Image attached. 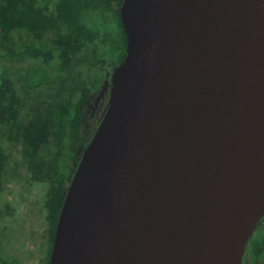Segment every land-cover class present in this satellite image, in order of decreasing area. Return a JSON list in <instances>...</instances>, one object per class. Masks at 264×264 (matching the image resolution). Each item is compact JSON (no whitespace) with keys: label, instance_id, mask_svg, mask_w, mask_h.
I'll use <instances>...</instances> for the list:
<instances>
[{"label":"water","instance_id":"obj_1","mask_svg":"<svg viewBox=\"0 0 264 264\" xmlns=\"http://www.w3.org/2000/svg\"><path fill=\"white\" fill-rule=\"evenodd\" d=\"M126 57L49 264H244L264 218V0H124Z\"/></svg>","mask_w":264,"mask_h":264},{"label":"trees","instance_id":"obj_2","mask_svg":"<svg viewBox=\"0 0 264 264\" xmlns=\"http://www.w3.org/2000/svg\"><path fill=\"white\" fill-rule=\"evenodd\" d=\"M123 1L0 0V36L8 44L14 42L15 32L25 33L28 37L19 40L15 46L8 47L1 56L32 57L38 61L31 66L27 74L28 85L32 88L57 81L62 83L81 56L113 70L126 57L127 35L120 17ZM92 10L97 12V15L99 12L104 15L105 10L108 14L111 13L113 20L118 22L117 31L109 30L110 34L104 37L99 29L94 31V38L89 39L88 27L83 23V17L86 12ZM97 38L104 39V45ZM100 46L104 49L101 50ZM106 84H109V80L104 81L102 90ZM94 87L93 84H84L79 88L78 95L70 94L55 99L54 102L49 101L47 111L41 109L28 121L23 122L21 96L9 75L0 71V130L5 129L7 136H12L11 131L14 129L19 131L30 156L28 163L38 166L32 168L33 171H41L39 165L46 163L45 153L51 148L52 138L54 139V152L44 176L48 190L43 205L47 221L46 264H49L56 226L69 183L86 145L97 128L93 129L92 124L87 122L89 112L100 107V101L99 104L92 102ZM6 159L4 149L0 146V176ZM257 228L263 230L260 248L264 252V218ZM257 244V239H251L248 247ZM9 263V260L4 258L0 245V264Z\"/></svg>","mask_w":264,"mask_h":264},{"label":"rangeland","instance_id":"obj_3","mask_svg":"<svg viewBox=\"0 0 264 264\" xmlns=\"http://www.w3.org/2000/svg\"><path fill=\"white\" fill-rule=\"evenodd\" d=\"M104 15L94 10L86 12L83 23L87 25V36L94 38V31H101L105 35L116 32L117 20H113L111 13L107 10ZM113 14V13H112ZM113 20V21H111ZM110 34V33H109ZM28 38L25 33L15 32L12 44H8L0 36V71L5 72L14 81L17 91L22 99L21 119L28 121L38 111H47V103L54 102L60 97H67L70 94L78 95L79 88L84 84L95 85L93 89V104L100 97L101 104L97 110L90 111L87 122L96 128L100 120L102 110L107 107L111 98V74L112 69L103 67L102 64L92 63L85 56L79 57L73 68L68 73V78L60 82L41 84L30 87L27 82V74L36 61L32 57L13 58L1 56L8 50V47L15 46L19 40ZM103 45L106 42L97 38ZM107 44V43H106ZM101 45V44H100ZM103 50V46H100ZM53 74V72H51ZM109 80V86L104 87L103 96L101 88L104 81ZM93 106V105H92ZM95 127V128H94ZM94 131V130H91ZM12 136L5 134V129L0 130V146L3 147L7 159L4 163V170L0 176V245L4 258L9 264H46L47 238L45 229L47 221L43 207L47 197V183L44 179L48 170L54 148L52 138L51 148L45 153L46 163L41 164V171L35 172L32 168L37 165H30V158L17 129L11 131ZM49 159V161H48ZM36 166V167H35ZM263 238L262 228L254 229L251 239H257L258 244L248 247L244 264H264V252L260 248V241ZM250 239V240H251ZM250 243V242H249Z\"/></svg>","mask_w":264,"mask_h":264},{"label":"flooded vegetation","instance_id":"obj_4","mask_svg":"<svg viewBox=\"0 0 264 264\" xmlns=\"http://www.w3.org/2000/svg\"><path fill=\"white\" fill-rule=\"evenodd\" d=\"M106 81H108V80H106ZM107 86H109V84H106V85H105V87H107ZM101 94H102V95H100V96H103V94H104V91H103L102 89H101ZM99 101H100V104H101L100 97L98 98V101L96 100V103L99 104ZM100 104H99V105H100ZM106 108H107V107H106ZM105 110H106L105 108L102 110V113H101V115H100V120H99L97 126L99 125V123H100V121H101V119H102V117H103V115H104ZM97 126H96V127H97Z\"/></svg>","mask_w":264,"mask_h":264}]
</instances>
